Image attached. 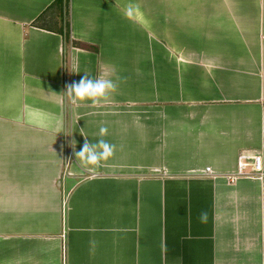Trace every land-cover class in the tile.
Listing matches in <instances>:
<instances>
[{"label": "crops", "instance_id": "crops-1", "mask_svg": "<svg viewBox=\"0 0 264 264\" xmlns=\"http://www.w3.org/2000/svg\"><path fill=\"white\" fill-rule=\"evenodd\" d=\"M55 1L0 0V264H264V175H235L264 173V0H69L96 51L32 25ZM109 69L108 102L63 94Z\"/></svg>", "mask_w": 264, "mask_h": 264}, {"label": "clouds", "instance_id": "clouds-1", "mask_svg": "<svg viewBox=\"0 0 264 264\" xmlns=\"http://www.w3.org/2000/svg\"><path fill=\"white\" fill-rule=\"evenodd\" d=\"M135 9L133 5H128L125 10L127 18L131 19ZM113 77H115L113 79ZM126 82V78L116 75L114 70H107L103 75L93 79L87 74L83 75L78 81H72L65 85L63 94L72 104H82L90 102L91 105L97 106L110 100L112 94L116 93L119 84ZM108 134V128L101 126L99 129V137L95 143L85 141L79 151H75L76 141L72 140L70 146L73 149L76 160L79 164L89 172H95L99 169L103 162L113 157L116 151V145L109 143L103 137ZM201 223L207 221V213L202 211L198 217Z\"/></svg>", "mask_w": 264, "mask_h": 264}, {"label": "trees", "instance_id": "trees-1", "mask_svg": "<svg viewBox=\"0 0 264 264\" xmlns=\"http://www.w3.org/2000/svg\"><path fill=\"white\" fill-rule=\"evenodd\" d=\"M68 8L69 0H56L44 13H42L35 20V22H33L32 25L34 27L44 29L48 28L47 26L50 23H53V25L59 24L58 34L62 36L64 44H70L74 48L76 47L84 50L96 51V49L93 47L76 43L70 39Z\"/></svg>", "mask_w": 264, "mask_h": 264}, {"label": "built area", "instance_id": "built-area-1", "mask_svg": "<svg viewBox=\"0 0 264 264\" xmlns=\"http://www.w3.org/2000/svg\"><path fill=\"white\" fill-rule=\"evenodd\" d=\"M208 169L206 170V172ZM237 177L258 178L264 175L262 157L259 154L241 153L237 158Z\"/></svg>", "mask_w": 264, "mask_h": 264}, {"label": "rangeland", "instance_id": "rangeland-1", "mask_svg": "<svg viewBox=\"0 0 264 264\" xmlns=\"http://www.w3.org/2000/svg\"><path fill=\"white\" fill-rule=\"evenodd\" d=\"M65 19V18H64ZM66 20V19H65Z\"/></svg>", "mask_w": 264, "mask_h": 264}]
</instances>
